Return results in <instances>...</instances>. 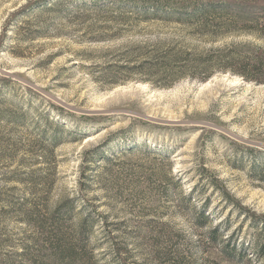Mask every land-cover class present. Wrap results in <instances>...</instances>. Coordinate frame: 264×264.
<instances>
[{"label":"rangeland","instance_id":"1","mask_svg":"<svg viewBox=\"0 0 264 264\" xmlns=\"http://www.w3.org/2000/svg\"><path fill=\"white\" fill-rule=\"evenodd\" d=\"M155 1L0 0V264L38 254L35 229L8 206L35 195L67 203L71 225L116 224L123 264H264V84L217 73L160 87L122 70L159 43L209 47L140 22L134 8ZM111 3L122 9L92 10ZM233 240L243 260L223 253ZM90 244L97 264H115L97 228Z\"/></svg>","mask_w":264,"mask_h":264},{"label":"trees","instance_id":"2","mask_svg":"<svg viewBox=\"0 0 264 264\" xmlns=\"http://www.w3.org/2000/svg\"><path fill=\"white\" fill-rule=\"evenodd\" d=\"M101 7L94 5L92 10L122 9L116 3ZM78 8L86 9V5L80 4ZM134 11L140 22L156 20L174 25L209 47L197 49L179 42H171L169 45L159 43L142 52L137 66H123L122 70H136L147 82L163 85L160 87L170 86L182 78L206 82L217 73L239 77L255 85L264 84V0H158L150 7H136ZM240 35L250 36L254 42L214 46L228 36ZM151 75L155 79L152 80ZM88 159L86 163H92V157ZM221 191L223 198L233 208L237 207L240 212L247 213L224 189ZM35 198L37 202L32 198H25L8 204L15 209L21 222H26L35 229L33 241L37 243L38 254H29L23 249L19 254L22 259L19 264H97L94 260V246L90 244L95 228L113 246L114 263L123 264L124 259L118 246V226L108 224L107 217L95 214L94 219L89 214V219L84 218L71 225L72 208L67 203L51 210L47 208L45 196L35 195ZM197 207L195 209L198 210L196 215L200 225L208 224L211 218L205 201L201 207ZM93 210L95 211L94 207ZM249 217L255 218L254 220L258 218L253 213ZM218 227L221 225H217L208 234L213 240L217 239ZM231 237L232 234L229 239ZM222 251L231 259L243 260L234 240L232 247L227 245ZM261 251H264L262 244L257 252Z\"/></svg>","mask_w":264,"mask_h":264}]
</instances>
